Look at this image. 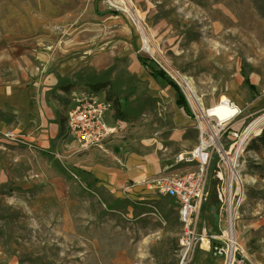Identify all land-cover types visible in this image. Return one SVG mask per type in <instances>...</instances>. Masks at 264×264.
Wrapping results in <instances>:
<instances>
[{"label": "rangeland", "instance_id": "1", "mask_svg": "<svg viewBox=\"0 0 264 264\" xmlns=\"http://www.w3.org/2000/svg\"><path fill=\"white\" fill-rule=\"evenodd\" d=\"M127 1L153 52L123 0H0V50L15 43L37 55L4 62L0 78L55 84L65 106L62 149L0 137V264H182L179 204L159 182L177 174L176 157L193 149L199 132L176 127L178 113L194 121L191 103L187 116L139 57L184 96L174 72L190 78L204 106L223 95L236 102L245 126L264 115V0ZM111 50L112 64L97 69L93 61ZM72 74L58 85V75ZM85 98L111 104L104 122L115 131L98 142L65 136L69 113ZM252 141L242 158L234 264H264V151L249 149ZM217 163L215 156L201 219L219 236L227 221ZM212 252L187 264H225L226 255Z\"/></svg>", "mask_w": 264, "mask_h": 264}, {"label": "built area", "instance_id": "2", "mask_svg": "<svg viewBox=\"0 0 264 264\" xmlns=\"http://www.w3.org/2000/svg\"><path fill=\"white\" fill-rule=\"evenodd\" d=\"M184 93L190 103L185 89ZM221 98L218 101L220 106L230 112L224 119L216 114L215 104L204 106L202 103L206 108L202 112L192 105L195 118L193 123L199 132L198 142L192 150L176 157L175 164L182 166L178 168L177 174L159 182L161 192L172 196L179 204L180 218L184 224L180 240L182 264L190 263L199 253L211 251L214 242H219L217 244L221 246L218 252L224 251L227 256L232 244L229 231L231 226L236 230L235 222L245 198L247 181L241 175L244 163L242 158L254 137L247 133L250 125H244L246 110L229 98ZM109 105L111 104L85 98L84 102L69 113L65 136L75 137L78 141L83 138L88 143L98 142L111 134L115 127L111 128L104 122ZM6 137L14 142L24 143L19 136L9 132ZM222 138L227 139V145L221 143ZM215 156L218 160L217 194L227 221L226 230L219 236L209 234L201 219L208 196L206 189L210 168Z\"/></svg>", "mask_w": 264, "mask_h": 264}, {"label": "crops", "instance_id": "3", "mask_svg": "<svg viewBox=\"0 0 264 264\" xmlns=\"http://www.w3.org/2000/svg\"><path fill=\"white\" fill-rule=\"evenodd\" d=\"M66 75H58V85L72 81L74 74ZM18 77L14 78L11 75L0 78V137H3L5 132H9L19 136L23 144L33 145L38 149H62V141H64L62 133L65 126V122L62 123V115H65V106L56 98L57 94L54 93L56 88L53 86L55 84L37 85L27 81L23 76ZM166 89L170 87L166 86ZM170 90L174 93L176 103V93L174 89ZM177 108L182 110L178 106ZM177 115L182 116L181 113ZM185 119L190 121V124H187L194 125L190 118ZM212 253L219 254V252ZM208 257L207 252L199 253L196 258L203 262Z\"/></svg>", "mask_w": 264, "mask_h": 264}, {"label": "bare ground", "instance_id": "4", "mask_svg": "<svg viewBox=\"0 0 264 264\" xmlns=\"http://www.w3.org/2000/svg\"><path fill=\"white\" fill-rule=\"evenodd\" d=\"M123 5L125 8H122L124 12H127L131 18L134 20V22L139 26V29L141 31V34L143 36V44H144V50L148 53L153 52V47L151 46V38L147 36L145 29L141 25V19L138 14V12L131 6V4L127 0H123ZM37 47H42L41 44H37ZM36 52V47H29V48H24L21 47L15 43H11L8 45L6 48H3L0 50V66L4 62L8 61H15L16 59H19L21 57L25 56H33L37 57L35 54ZM116 52L114 50H111L109 54H107L104 57H98L93 61V65L97 69H105L108 68L113 61V58L115 56ZM175 76L177 79L182 83L184 86L185 90L187 91L189 98H190V103L193 105L195 108L199 109V111H203L206 108L203 107L202 100L198 97L197 91L193 85V82L190 78L185 77L181 75L178 72H174ZM54 83H56L55 79L53 80ZM222 100L228 99L225 95L222 96ZM216 109V114L221 118L224 119L226 116L229 115L228 109H226L224 106H220L219 102H216L214 105ZM220 106V107H219ZM175 123L178 128H184L187 126H190V121L185 119L184 117L177 115L175 118ZM189 123V124H187ZM250 127L247 130L248 134H251L253 139L261 135L263 129L262 126L264 125V115L259 117L258 119L254 120L253 122L249 123ZM236 230L233 226H231L230 231H229V237L232 241V244H230V247L227 251V256H226V262L225 264H234L235 262V241H236ZM205 250H208L205 248Z\"/></svg>", "mask_w": 264, "mask_h": 264}, {"label": "trees", "instance_id": "5", "mask_svg": "<svg viewBox=\"0 0 264 264\" xmlns=\"http://www.w3.org/2000/svg\"><path fill=\"white\" fill-rule=\"evenodd\" d=\"M138 62L142 67H144L147 73L154 78L155 80H162L165 84L174 89L176 93V105L184 110L187 115H191V110L189 104L186 101V98L182 92V89L169 77V75L161 68H159L153 60H150L146 57H139ZM249 149L255 151H264V129L258 137H256L253 141Z\"/></svg>", "mask_w": 264, "mask_h": 264}, {"label": "water", "instance_id": "6", "mask_svg": "<svg viewBox=\"0 0 264 264\" xmlns=\"http://www.w3.org/2000/svg\"><path fill=\"white\" fill-rule=\"evenodd\" d=\"M220 247H221V246H220L219 244H214L213 252H214V253L218 252V249H220ZM219 253H221V256H222V257L225 256V252H224V251H221V252H219Z\"/></svg>", "mask_w": 264, "mask_h": 264}]
</instances>
